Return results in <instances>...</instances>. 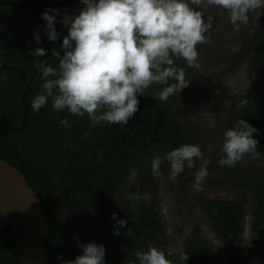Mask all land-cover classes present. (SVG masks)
I'll list each match as a JSON object with an SVG mask.
<instances>
[{"label":"rangeland","instance_id":"obj_1","mask_svg":"<svg viewBox=\"0 0 264 264\" xmlns=\"http://www.w3.org/2000/svg\"><path fill=\"white\" fill-rule=\"evenodd\" d=\"M201 7L205 19L210 15L213 20L207 33L211 42L196 45L199 67L189 66L183 58H174L176 65L184 69L188 86L167 100H160L157 93L162 86L150 85L138 96L139 111L127 124L101 122L91 141L101 151L100 156L74 153L70 168L75 178L69 181L66 175L59 177L58 191L70 211L81 213L86 208L95 211L94 217L79 227L76 240L85 237L101 221L111 219L113 213L132 220L142 218L153 202L163 220L158 248L177 254L185 247L187 238L193 237L205 243L215 259L227 261L234 250L219 240L200 200L218 196L236 199L247 192L250 201L241 251L252 264H262L254 246L252 226L257 193L264 191L255 182L257 170L264 168V153L245 154L234 166H221L218 161L223 155V132L233 126L235 119L232 105L228 102L216 113L201 109L195 115L192 103L200 84L214 74L226 73L231 57L241 48L243 37L261 26L264 9L250 11L249 22L241 24L237 31L229 22L227 10ZM28 38L35 41L31 33ZM21 43L28 51L36 48L32 47L33 42ZM224 81L232 94L246 93L254 83L248 61L233 73H226ZM244 105L245 101L237 108ZM183 143L198 144L209 160L202 190L193 188L196 169L185 168L175 180L169 179L170 164L166 160L160 164V175H153V183L146 184L142 180L144 168L151 170L156 156L162 158ZM146 180L150 181L148 177ZM153 187L154 196L149 192Z\"/></svg>","mask_w":264,"mask_h":264},{"label":"clouds","instance_id":"obj_2","mask_svg":"<svg viewBox=\"0 0 264 264\" xmlns=\"http://www.w3.org/2000/svg\"><path fill=\"white\" fill-rule=\"evenodd\" d=\"M78 12L65 14L61 23L67 27L60 47L52 50L57 57L55 66L46 60L36 65L44 78L42 91L31 102V108L39 112L51 100L57 112L88 115L95 125L101 122L127 124L139 111L138 96L152 84L160 88L157 95L167 100L181 92L189 82L185 71L174 58H183L189 66L199 67L197 44L211 42L207 35L212 27V16L205 19L203 7L217 6L228 12L229 22L235 30L249 22V12L264 9V0H80ZM195 6V7H194ZM57 9H46L41 18L49 41H55L61 33L56 29ZM37 44L39 32H34ZM32 57L46 56L43 47L30 49ZM170 81H174L170 83ZM58 123L68 126L67 117ZM259 129L239 118L223 132L218 163L232 167L245 154L258 153L259 141L253 136ZM170 164L169 179L175 180L185 168L196 169L193 188L202 190V182L208 175V158L195 143H183L156 156L151 162L153 175H160V164ZM197 162L199 166L197 167ZM114 234L128 220L112 214ZM132 232L128 227L125 235ZM82 249L72 260L58 256L59 264H106L103 243L90 241L80 244ZM133 264H172L168 254L155 245L146 250H136ZM186 260L187 255L181 254Z\"/></svg>","mask_w":264,"mask_h":264},{"label":"trees","instance_id":"obj_3","mask_svg":"<svg viewBox=\"0 0 264 264\" xmlns=\"http://www.w3.org/2000/svg\"><path fill=\"white\" fill-rule=\"evenodd\" d=\"M83 7L80 0H35L23 6L26 14L25 24L32 19L35 32H39L41 42H33L32 47H43L46 56L32 57L23 43L16 41L11 33L0 42V64H16V59H29L39 63L46 60L49 65L58 63L57 57L52 54L53 49L63 53L60 47L67 27L60 21L67 14H73ZM9 7L3 6L1 9ZM57 9L56 29L61 36L55 41H49L44 32L45 21L41 14L46 9ZM13 16V23L21 24V19ZM0 21V34L4 33ZM20 27V25H19ZM30 45V43H28ZM14 59V60H13ZM248 61L249 73L254 78L251 88L243 94H232L224 81L226 73H233L238 66ZM40 71L38 67L26 70H13L0 68V115L6 112L13 118L16 126L23 120L22 93L27 83H33ZM226 73L210 76L206 83L199 85L197 95L192 103V111L196 115L201 109L210 112H219L226 103H231V112L234 114V123L242 118L259 129L253 136L259 141L258 152L264 153V18L261 26L245 35L241 48L231 57ZM44 78L32 87L28 94L29 116L26 124L19 130L8 131L7 137L16 146L25 166L29 179L40 189L51 218V229L47 240L48 264H59L58 256L63 260H72L82 249L80 244L95 241L103 243L106 249V264H133L136 250H146L148 245H159L163 233V220L157 206H148L142 218L132 220L122 215L120 218L128 220V224L120 229V235L114 234L113 218L101 221L98 226L88 231L85 237L75 239L81 225L94 217V208L84 209L83 212H72L62 202L58 191V179L66 175L69 181L75 177L71 172L70 162L74 153H84L86 157L100 156L101 151L93 146L92 139L99 131V124L93 125L88 115L77 116L66 109L57 112L52 108L51 100L39 112L31 108L33 98L42 91ZM173 81H170L172 83ZM245 101V105L237 107ZM67 117L68 126L58 123L59 119ZM0 158L10 164L19 165L6 139L0 133ZM146 177L150 181L146 180ZM153 173L149 168H144L142 180L149 185L153 183ZM255 182L264 190V168L257 170ZM155 184V183H154ZM142 188V185H141ZM154 196V187L150 191ZM250 197L243 192L236 199H227L221 196L216 198L201 199L200 204L211 219L212 227L221 242L234 250L227 261L215 259L207 249L205 243L197 238L188 237L183 250L177 254L169 253L168 258L172 264H252L244 258L241 251L245 224L248 217ZM130 227L132 232L126 236L125 232ZM252 234L254 246L259 251L262 264H264V191L257 193V204L253 219ZM181 254L187 255L186 260L181 259ZM0 264H19V255L12 228L0 211ZM138 264V262H137Z\"/></svg>","mask_w":264,"mask_h":264},{"label":"water","instance_id":"obj_4","mask_svg":"<svg viewBox=\"0 0 264 264\" xmlns=\"http://www.w3.org/2000/svg\"><path fill=\"white\" fill-rule=\"evenodd\" d=\"M32 1L27 0L24 4ZM10 4V0H0V6ZM0 20L4 24V33L0 37L2 42L9 31V15L2 14ZM37 64L29 59H20L18 64L1 63L0 68L26 70L37 67ZM41 76L39 73L35 81L27 83L23 90V120L19 126L6 112L0 115V133L19 162L17 166L0 158V211L14 233L19 264H48L47 240L51 229L49 210L42 192L27 176L16 146L7 137L8 131L19 130L26 124L30 111L28 94Z\"/></svg>","mask_w":264,"mask_h":264},{"label":"flooded vegetation","instance_id":"obj_5","mask_svg":"<svg viewBox=\"0 0 264 264\" xmlns=\"http://www.w3.org/2000/svg\"><path fill=\"white\" fill-rule=\"evenodd\" d=\"M11 4L10 5H1L0 6V16L4 13H6L7 15H9V31L8 34L11 33V35L13 36L14 39H16V41L18 42H35V41H31L28 36L30 35V33L32 34V36H34V32H35V25H33V21L32 19H30V22L26 25L25 21H26V12H23V6L28 5V4H24L25 1L27 0H10ZM35 1V0H33ZM32 1V2H33ZM54 2H62L63 0L57 1V0H51ZM3 6H7L9 8L7 9H1V7ZM15 19L20 18L21 19V24L20 27L19 25H17V23H13V26H11L12 24V18L13 16H16ZM1 21V20H0ZM2 22V21H1ZM3 23V22H2ZM3 26V30H4V24H2ZM2 36V34H0V37ZM27 36V37H26ZM14 60V59H13ZM18 60L20 59H16L14 60L16 62V64H18Z\"/></svg>","mask_w":264,"mask_h":264}]
</instances>
